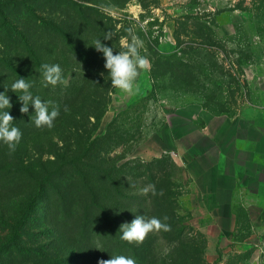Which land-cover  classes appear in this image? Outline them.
I'll return each instance as SVG.
<instances>
[{"label":"rangeland","instance_id":"obj_1","mask_svg":"<svg viewBox=\"0 0 264 264\" xmlns=\"http://www.w3.org/2000/svg\"><path fill=\"white\" fill-rule=\"evenodd\" d=\"M74 1L111 18L116 30L127 33L128 37L114 31L111 40L100 38L101 43L113 48L114 54L118 45L124 47L130 42L129 29H132L143 42L140 54L149 64L140 72L133 94L113 88L108 71L101 64L103 54L96 51L93 44L97 35L87 28L81 35L84 46L80 51L91 62V79L81 81L77 77L84 65L80 63L81 66L74 69L65 66L60 58L66 81L57 84L62 85V95H56L52 85L42 87L41 79L36 77L34 85L41 100L59 105L60 115L49 129L37 128L32 122L34 108L28 115L17 114L16 123L23 127L22 138L12 154L0 142V165L20 164L34 172L38 168L49 170L54 167L57 154L68 157L79 149H86L90 140L100 136L102 141L91 151L94 164L108 170L121 168L118 172L113 170V180L100 184V202L109 218L121 220L120 227L131 223L136 215L163 221L165 209L171 214V234L154 231L142 243H131L150 246L155 264H182V253L188 249L197 252L194 264L199 261L203 264H264V230L254 226L256 219L248 216L240 203L237 207L239 227L228 237V245L237 247L225 251L220 246L217 260L207 261L206 239L197 225L194 201L187 199L178 153L193 155L209 144L199 131L209 121L210 114L231 116L235 113L247 120H255L256 115L264 116V0ZM38 14L47 16L43 12ZM88 21L96 24L95 20ZM148 46L156 49L162 60L172 57L184 68L170 73L155 67L157 58ZM3 50L0 44V57ZM44 52L47 64H58L54 60L56 56L51 60L50 52ZM102 79L105 81L101 82ZM11 105L9 109H15L16 105ZM92 113L97 119L89 115ZM149 164L153 169L161 164L171 183L168 199L165 202L159 199L158 206L149 193L142 194V189L148 185L143 174ZM116 189L123 193L122 199L113 195ZM32 192L33 188L0 191V217L13 214L17 205ZM48 194V191L43 194L44 203L34 212L41 213L47 207ZM105 220L107 225L112 222ZM3 235L0 229V237ZM80 250L94 262L92 249Z\"/></svg>","mask_w":264,"mask_h":264},{"label":"trees","instance_id":"obj_2","mask_svg":"<svg viewBox=\"0 0 264 264\" xmlns=\"http://www.w3.org/2000/svg\"><path fill=\"white\" fill-rule=\"evenodd\" d=\"M39 12L47 13V16H41ZM88 20H95L96 24L91 25ZM111 20L92 7L74 0L0 1V44L4 47L0 57V93H5L11 104L16 105L15 109H5L14 118L13 126L23 129L16 123V116L24 113L20 112L22 104L18 99L22 93L12 91L11 85L19 78L27 79L32 84L30 91L33 97L39 96L37 86L34 85L36 77L41 79L42 87L51 86L45 87L42 83L41 65L48 61L44 59L45 50L50 52V59L56 56L54 60L59 65L61 63L58 58L65 62V66L74 69L81 66L78 65L81 63L85 68H81L77 77L81 81L91 79V62L80 51L84 46L82 32L89 28L98 39L104 38V34L109 31L127 36L121 29L116 30ZM118 46L117 53L126 50ZM148 49L157 58L155 67L159 66L170 73L184 68L182 63L173 61L172 57L162 60L156 49L151 46ZM101 62L106 70L104 57ZM60 86H52L56 95H62ZM32 111L30 104L26 115ZM89 115L95 119L98 117L95 113ZM101 141L102 137L95 136L84 150L79 149L68 157L57 154L54 167L49 170L38 168L34 172L20 164L0 165V191L15 192L33 188L31 195L17 205L13 214L0 217V229L4 231L0 237V264H98L99 260L111 259L115 255L131 257L136 264L156 263L152 261L150 246H134L120 239L121 220L109 218L102 208L100 184L113 180V170L118 172L121 168L108 170L94 164L91 151ZM151 164L143 175L148 185H155L156 195L150 191L149 196L158 206L159 199L162 202L168 199L167 190L171 183L161 164L154 169ZM46 191L50 195L46 200L47 207L41 213L34 212L40 210ZM113 195L121 199L124 197L117 189ZM165 210L162 215L168 219L164 222L171 227V231H164L168 235L172 232L173 219L169 210ZM105 218L112 221L111 224L107 225ZM89 248L97 259H92L94 262L80 250ZM77 255L79 258H76ZM196 257V250L188 249L182 253V264H194Z\"/></svg>","mask_w":264,"mask_h":264},{"label":"crops","instance_id":"obj_3","mask_svg":"<svg viewBox=\"0 0 264 264\" xmlns=\"http://www.w3.org/2000/svg\"><path fill=\"white\" fill-rule=\"evenodd\" d=\"M256 116L210 114L199 131L209 144L193 155L178 151L187 199L194 201L211 263L220 246L225 251L237 247L228 245V237L239 227V203L256 219L254 226L264 230V116Z\"/></svg>","mask_w":264,"mask_h":264},{"label":"clouds","instance_id":"obj_4","mask_svg":"<svg viewBox=\"0 0 264 264\" xmlns=\"http://www.w3.org/2000/svg\"><path fill=\"white\" fill-rule=\"evenodd\" d=\"M131 40L124 45L126 50L119 51L114 54L113 48L101 43L100 39L93 42L96 51L103 54L105 64L104 68L108 71V77L111 80V86L120 90L125 94H133L137 90V79L140 72L147 68L149 61L146 57L140 54V49L143 47L142 40L136 36L132 29H129ZM113 34L109 31L104 34V40H111ZM41 75L43 77V86H56L64 84L66 81L62 75V69L59 64H42ZM103 76V73H100ZM32 84L27 79L19 78L11 85V90L18 95V99L22 106L21 113L29 112V105L34 108L35 116L32 117V122L37 128L54 127V121L60 115L59 105L52 101H42L39 96L33 97L30 91ZM10 98L5 93H0V110L11 108ZM51 106V110H50ZM68 111L67 106L64 109ZM13 117L8 111H0V142L7 146L9 154L16 151L18 144L22 138V132L18 127L13 126ZM156 195L155 185L149 184L142 189V194L147 195L149 192ZM165 216L163 221H167ZM157 217L145 218L144 215H136L131 223H123L120 226L119 232L121 240L128 243H142L145 238L152 232L171 231L169 224L163 222ZM98 264H136V261L124 255L111 256V259H101Z\"/></svg>","mask_w":264,"mask_h":264}]
</instances>
